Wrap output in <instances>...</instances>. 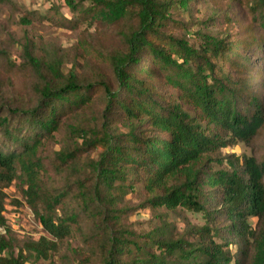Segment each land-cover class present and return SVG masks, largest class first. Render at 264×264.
Segmentation results:
<instances>
[{
  "label": "trees",
  "instance_id": "16d2710c",
  "mask_svg": "<svg viewBox=\"0 0 264 264\" xmlns=\"http://www.w3.org/2000/svg\"><path fill=\"white\" fill-rule=\"evenodd\" d=\"M63 2L69 17L50 3V21L85 27L80 44L96 33L108 74L21 44L28 95L6 101L15 83L0 84V264H264V0ZM3 10L22 25L37 13ZM239 144L248 155L225 151ZM13 182L37 239H17L3 215ZM141 209L198 222L179 231L157 213L137 230ZM65 241L81 247L61 255Z\"/></svg>",
  "mask_w": 264,
  "mask_h": 264
},
{
  "label": "rangeland",
  "instance_id": "374dc122",
  "mask_svg": "<svg viewBox=\"0 0 264 264\" xmlns=\"http://www.w3.org/2000/svg\"><path fill=\"white\" fill-rule=\"evenodd\" d=\"M13 4L18 5L21 8L16 14V18L22 15L24 10L37 12L34 17H30L29 25H22L15 21H10L9 12L3 10L0 13V26L2 31L0 32V84L4 86H10V82L13 81L16 87L14 94L12 87H5L3 91L6 101L12 100L14 97L25 98L28 94L27 79L28 73H25L27 68L19 67L21 61L17 57L20 56L21 44L27 39L31 40L36 45V50L39 55L50 52L52 54L64 57L67 68L70 67L71 61L75 60V68L78 73L85 77H94L97 75H107V66L103 59L97 53V40H95L96 33H89L91 42L86 44H80V35L84 32L85 27H80L77 30H70L60 28L55 22L50 21L53 17V11L48 10L50 3L59 9V13L62 16H68L67 8L64 6L63 0H12ZM207 13L204 5H199L197 10L194 11V18L196 20L203 19ZM42 16V17H40ZM185 19H189L186 15ZM198 26H194L196 30ZM103 41V39H98ZM15 61V65L6 67V60ZM236 154L248 155L249 150L244 145H237L231 150H225ZM46 183L55 182L49 174L46 177H42ZM2 202H3V215L6 222L11 225L15 231L16 237L19 240L22 239H37L44 235L42 227L39 222L33 216L28 204L20 195L19 183H12L8 187H4L2 190ZM144 196L128 195L127 200L130 207L138 205ZM162 214V220L170 222L177 230L183 229L188 223H197L198 219L194 215L184 212H166L165 210L152 211L149 209H141L134 212L128 217L129 223L137 230H150L155 224L159 223V219L156 218V214ZM64 242V249L62 254L71 255L72 251L69 249H78L81 247L79 242H72L67 244ZM80 252V251H78ZM88 253V252H87ZM86 253V255H87ZM90 255V253H88ZM74 257L76 259H82V256L73 254L69 258H65L68 264H74ZM57 260V259H56ZM60 260H58L59 262ZM95 264L94 258L91 261ZM48 264V263H39Z\"/></svg>",
  "mask_w": 264,
  "mask_h": 264
}]
</instances>
